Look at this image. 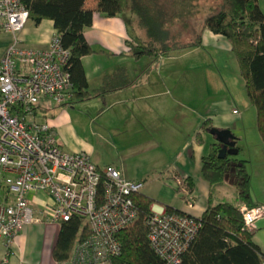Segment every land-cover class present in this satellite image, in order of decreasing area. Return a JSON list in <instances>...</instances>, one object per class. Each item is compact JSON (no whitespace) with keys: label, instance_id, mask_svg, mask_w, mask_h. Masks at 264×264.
Returning a JSON list of instances; mask_svg holds the SVG:
<instances>
[{"label":"crops","instance_id":"0c3cea01","mask_svg":"<svg viewBox=\"0 0 264 264\" xmlns=\"http://www.w3.org/2000/svg\"><path fill=\"white\" fill-rule=\"evenodd\" d=\"M108 20L119 22V26L116 29L114 26H100L109 23ZM200 27V23L195 26L197 30ZM128 30L121 16L101 17L100 22H94L85 29L89 43L102 51L81 57L91 97H73L71 102L81 100L79 104H83L91 116H86L85 121L77 116L81 125L73 127V150H68L86 151L96 165L113 164L124 177L144 180V186L153 187L156 199L162 189L176 190L168 183L169 177L177 174L182 183L189 176L194 182V200L189 201L176 190L174 200L165 203L192 214H201L207 206L209 191L202 159L212 143L219 142L210 126L202 128L201 123L210 118L211 126L230 128L238 135V143L243 136L240 132L245 122L244 114L252 110L245 94L244 79L238 83L239 77L236 81L231 75L232 65H237L231 44L224 35L203 28L200 43L188 41L180 49L136 57L125 41ZM53 32L52 20L43 19L36 23L28 18L19 36L26 45L48 46ZM140 33L143 38L144 33ZM192 35L193 32L188 38ZM11 40V31L0 30V60ZM235 105L239 108L237 112L233 111ZM36 106L39 109L44 105L39 101ZM239 106L244 110H240ZM73 109L76 110V106ZM59 110L67 109L62 106ZM27 117L34 120L32 113ZM60 120L57 122L59 128L62 127ZM52 125L55 126V123ZM84 130L89 131L87 138L83 136ZM92 134L110 141L114 151L105 150L103 144H93V140H89ZM198 136L201 141L197 140ZM61 141H64L62 136ZM259 147L264 150V144L258 145V150ZM242 148L240 145L239 152ZM226 178H229L228 175ZM231 181L235 185L236 180ZM174 184H177L175 180ZM181 188L179 191H184ZM216 192L215 201L219 190ZM252 192L256 201L262 203L261 191L252 189ZM31 193H34L30 198L35 211L44 213L47 193ZM158 200L163 201L161 197ZM164 207L156 208L164 211ZM45 224L48 227L40 258L31 262L26 252L29 244L37 242L36 223H31L18 233L11 248L7 249L0 243V262L7 256L9 264H59L53 258L52 247L60 226L51 222ZM258 225L259 228L264 227V217ZM258 239L264 248V240L261 237Z\"/></svg>","mask_w":264,"mask_h":264},{"label":"trees","instance_id":"16d2710c","mask_svg":"<svg viewBox=\"0 0 264 264\" xmlns=\"http://www.w3.org/2000/svg\"><path fill=\"white\" fill-rule=\"evenodd\" d=\"M20 1L34 22L52 20L54 26L52 36L58 35L63 47L69 50L65 68L70 74L71 84L66 87L70 96L60 104L71 102L73 97L82 99L91 97L81 57L102 51L95 49L85 36V29L94 23L96 12L102 17L121 16L124 19L129 29L125 41L136 57L170 50V47L183 46L188 41L200 43L203 28L224 35L231 44L239 73L244 79L249 104L255 106L256 123L264 144V11L258 0H216L208 3H202L200 0ZM196 16H203V20L198 22L201 24L198 30L195 28L197 24L193 22ZM140 31L145 35L143 38ZM192 32V37L188 38ZM20 41L22 46L26 45L21 37ZM37 104H29L33 116L38 112ZM235 107L236 112L239 111L237 105ZM208 126L209 129L212 127L210 118L201 123L202 128ZM51 127L56 144L66 149L57 139L53 125ZM197 140L202 139L198 136ZM219 147L220 143H212L209 152L203 155L202 170L209 181V191L207 206L201 214H192L162 201L165 210L163 214L158 215L159 218L164 219L174 213H188L196 218L199 224L187 247L176 253L177 260L169 259L167 252L162 249L165 244L160 241L164 239H159L160 246L156 247L150 238L152 219L156 215L152 204L157 199L144 192L142 188L131 194L136 208L135 217L117 231L119 251L107 256L104 264H264V248L254 237L257 219L252 225H248L242 207L244 205L249 209L258 204L264 206L263 203L254 200L251 191L247 164L249 159L245 157L233 159L236 162L233 173V180H236V197L233 200L215 201L218 186L228 175L225 167L231 168L227 165L229 157L217 156ZM176 177L177 174H174L173 178L169 177L168 183L178 192L182 186L181 189H184L181 191L182 196L192 202L195 197L192 178L186 176L181 183ZM137 180L143 181L144 187L145 181ZM103 193V184L100 182L97 194L99 203L103 201ZM190 193L193 196L189 197ZM91 230L90 223L82 215L74 214L69 219L62 220L52 247L53 258L59 264L80 262L74 256V245L91 233ZM0 243L7 249L13 246H7L3 240H0Z\"/></svg>","mask_w":264,"mask_h":264},{"label":"built area","instance_id":"2783aa9c","mask_svg":"<svg viewBox=\"0 0 264 264\" xmlns=\"http://www.w3.org/2000/svg\"><path fill=\"white\" fill-rule=\"evenodd\" d=\"M28 18L20 0H0V30L12 32L0 60V240L10 247L21 228L36 220L29 193L43 190L50 197L47 222L57 224L79 214L90 223L92 232L74 245L80 261L76 263L104 264L107 256L119 251L117 231L136 215L131 194L143 188V181L124 177L114 165H96L86 151L62 148L51 124L27 117L29 104L42 97L60 104L70 96L66 87L71 84L65 68L69 50L58 35L48 46L20 44L19 31ZM100 182L102 203L97 197ZM243 210L248 225L264 215L259 206L243 205ZM163 212L155 211L150 238L156 247L164 242L167 257L177 260L176 253L187 247L199 224L188 213L159 218ZM0 264H8L7 258Z\"/></svg>","mask_w":264,"mask_h":264},{"label":"rangeland","instance_id":"374dc122","mask_svg":"<svg viewBox=\"0 0 264 264\" xmlns=\"http://www.w3.org/2000/svg\"><path fill=\"white\" fill-rule=\"evenodd\" d=\"M202 3H208V2H215L216 0H200ZM92 2V0H91ZM258 3L260 5V7L263 9L264 11V0H258ZM98 14L100 15L99 12H96L95 15V19L94 22H100V18L102 17L101 15L98 16ZM98 17H100L98 19ZM107 18V17H105ZM203 20V16H196V18L193 20L194 24H198L199 21ZM112 20H108L109 23L107 24H101L100 26H114V29L117 28V26H119V22H110ZM112 28V27H111ZM182 47H170V50H174V49H180ZM238 65V63H237ZM237 65H232L231 67V75L235 77V80L237 81V78L239 77V82L240 83L243 78L242 76H239V67ZM41 103H43L44 106L39 107L37 114L34 116V119L37 121H41L43 123H48V124H53L55 123L54 130L57 131V137L60 140V142H62V144L64 145V147L68 150L71 149L73 150V127L74 126H80L81 122L79 120V117H81L82 120L85 119L86 116H91L90 112H88L86 110V108L83 106V104H79L81 102V100L78 99H74L73 103L69 102V103H64V104H54V102L48 98V97H42L39 100ZM79 101V102H78ZM47 104H50L51 106H47ZM55 105V106H52ZM66 107L67 110H64L62 112H60L59 107ZM73 106H76V110L73 109ZM252 107V110L247 111V114H244V124L242 125V131L240 132L241 134H243V136L241 137V139L238 141V144L241 145L242 150L235 155L234 157L236 158H243L245 157L246 159H250L248 161V170L250 172V176H252V186L251 188L254 190H260L262 193V197H261V201L264 204V150H261V148L259 147L258 150V145H263L262 139L260 138V132L258 130L257 127V123H256V117H255V113H256V109L255 106L250 105ZM240 110H244V108L242 106H239ZM233 111L236 112V110L233 108ZM61 119V120H60ZM60 122V127L57 124V122ZM85 121V120H84ZM89 127V126H87ZM236 135V133H234ZM61 136H62V140L64 139V141H61ZM64 136V138H63ZM84 138H87L89 136V131L88 130H84L83 133ZM238 138V135H236ZM89 140H93V144L98 143L99 146L103 144L104 149L107 151H114V147L112 146V144L110 143V141L103 139V137H97L96 135L92 134V137ZM259 143V144H258ZM258 144V145H257ZM89 154V153H88ZM233 156H230V158H234ZM236 165V164H233ZM232 166V165H231ZM235 170V166L234 169H227L228 172V177L229 178H225L226 181L224 183V185H221V187H219L217 190H219L218 192V199H234L237 195V188L236 185H234V183L231 181L233 178L232 174L233 171ZM232 178V179H231ZM227 179H230L227 180ZM165 189V188H164ZM251 189V191H252ZM144 192H146L149 195H154L155 197V191H153V187H148L144 186V188L142 189ZM43 191V190H40ZM37 192V191H36ZM182 193V192H179ZM217 193V192H216ZM34 194L31 193L29 194V197ZM159 196H157V201L154 202V204L152 205L153 207H155V211H163L162 208H156L158 206H162L164 204H162V201L158 200V197H161L162 200L164 202H169V200H174V195H177L176 190L172 189V188H167L166 191H163V189L161 190ZM46 200L45 203L48 202L50 200V197L48 196V194H45ZM182 197V196H181ZM181 197H177L178 200H181ZM253 197L254 200L255 199V195L253 193ZM31 206L33 209V213H34V218L36 220L33 221V223H36V225L34 227H36V230L38 232V236H37V242H33L31 244H29L28 249H26L27 254L29 255V261H34L38 258H40L41 256V248L43 246L45 237H46V227H48V224H45L46 222H37L38 218H42L46 221V217L49 215V211L46 209L44 211V213L41 212H36L35 211V207H34V203L31 200ZM262 207L264 208V206L262 204H258L253 206L252 208H256V207ZM243 207V205H242ZM264 212V211H263ZM258 215V214H256ZM264 217V216H263ZM263 217H259L257 218V220L255 221V224H257L256 227V231H255V239L257 240V242H259V244L261 245V241L258 238H262L264 240V227H260L259 228V221L261 219H263ZM63 220H67V219H63ZM62 221V220H61ZM61 223V222H60ZM57 223V224H60ZM29 225V224H28ZM27 225L23 226L21 228V230H24L25 227ZM20 233V232H19ZM259 240V241H258ZM263 242V246H264V241Z\"/></svg>","mask_w":264,"mask_h":264},{"label":"water","instance_id":"95a60500","mask_svg":"<svg viewBox=\"0 0 264 264\" xmlns=\"http://www.w3.org/2000/svg\"><path fill=\"white\" fill-rule=\"evenodd\" d=\"M211 132L215 134L219 143H221V147L218 149L217 156L219 158H224L227 155H237L239 153V148L237 146V136L232 132V130L228 127L218 128L212 126L210 128ZM229 167L226 166L225 169Z\"/></svg>","mask_w":264,"mask_h":264},{"label":"flooded vegetation","instance_id":"af4514ba","mask_svg":"<svg viewBox=\"0 0 264 264\" xmlns=\"http://www.w3.org/2000/svg\"><path fill=\"white\" fill-rule=\"evenodd\" d=\"M219 143V142H218ZM237 146H238V148L240 147V145L237 143ZM220 147H221V143H220ZM219 147V148H220ZM230 156H233V155H227V156H225L224 158H226V157H229L230 158ZM234 157V156H233ZM234 158H230V160L228 161V163H227V165H229V166H231V168L229 167V169H234V165L233 164H236V162H234V160H233ZM233 173H234V171H233ZM233 173H230V174H232L233 175Z\"/></svg>","mask_w":264,"mask_h":264},{"label":"clouds","instance_id":"9594fccd","mask_svg":"<svg viewBox=\"0 0 264 264\" xmlns=\"http://www.w3.org/2000/svg\"><path fill=\"white\" fill-rule=\"evenodd\" d=\"M43 222H47V221L43 220Z\"/></svg>","mask_w":264,"mask_h":264}]
</instances>
